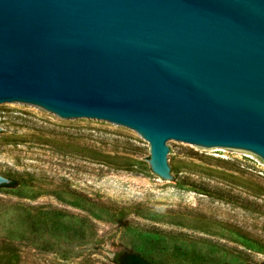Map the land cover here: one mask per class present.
I'll return each instance as SVG.
<instances>
[{
	"label": "water",
	"instance_id": "95a60500",
	"mask_svg": "<svg viewBox=\"0 0 264 264\" xmlns=\"http://www.w3.org/2000/svg\"><path fill=\"white\" fill-rule=\"evenodd\" d=\"M15 105L131 129L169 186L240 200L176 176L173 144L264 164V0H0V107Z\"/></svg>",
	"mask_w": 264,
	"mask_h": 264
},
{
	"label": "rangeland",
	"instance_id": "374dc122",
	"mask_svg": "<svg viewBox=\"0 0 264 264\" xmlns=\"http://www.w3.org/2000/svg\"><path fill=\"white\" fill-rule=\"evenodd\" d=\"M0 264H116L127 248L163 264L264 263V164L239 152L173 144L176 176L220 187L222 200L169 186L133 130L62 122L23 105L0 107Z\"/></svg>",
	"mask_w": 264,
	"mask_h": 264
},
{
	"label": "trees",
	"instance_id": "16d2710c",
	"mask_svg": "<svg viewBox=\"0 0 264 264\" xmlns=\"http://www.w3.org/2000/svg\"><path fill=\"white\" fill-rule=\"evenodd\" d=\"M8 177L10 179L9 182L0 184V188L2 187L12 188L24 182V180L20 178L10 177V176ZM111 260L116 264H163L160 262L149 260L139 252L127 248L115 252ZM247 264H264V263L261 262V263H247Z\"/></svg>",
	"mask_w": 264,
	"mask_h": 264
},
{
	"label": "built area",
	"instance_id": "2783aa9c",
	"mask_svg": "<svg viewBox=\"0 0 264 264\" xmlns=\"http://www.w3.org/2000/svg\"><path fill=\"white\" fill-rule=\"evenodd\" d=\"M248 155H250V154H248ZM251 156H253V155H251ZM254 157V156H253ZM256 158V157H255ZM258 159V158H257ZM259 160V159H258ZM260 161V160H259Z\"/></svg>",
	"mask_w": 264,
	"mask_h": 264
}]
</instances>
